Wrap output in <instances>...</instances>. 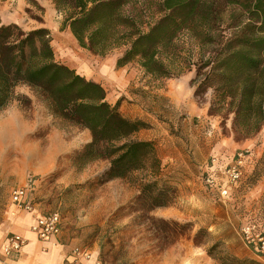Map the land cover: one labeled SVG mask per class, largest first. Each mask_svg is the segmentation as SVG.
Instances as JSON below:
<instances>
[{
  "label": "rangeland",
  "instance_id": "374dc122",
  "mask_svg": "<svg viewBox=\"0 0 264 264\" xmlns=\"http://www.w3.org/2000/svg\"><path fill=\"white\" fill-rule=\"evenodd\" d=\"M159 1L130 0L125 8L145 28L159 17ZM62 19L51 0H0V24L15 23L24 31L47 28L55 61L101 84L106 99L119 97L124 116L146 122L132 138L152 140L159 165L153 172L93 182L108 161L74 160L90 142L89 131L52 116L27 86L19 85L15 94L26 95L30 103L23 106L13 99L0 109V127L5 129L0 210L10 206L12 187L33 175L38 210L58 212L63 234L98 255L102 264H264V257L240 235L244 222L264 227V122L251 136L236 132L227 100L199 85L194 63L201 54L207 56L209 46L181 33L175 40L180 57L171 65L175 75L155 78L137 59L116 67L121 48L103 56L81 48L69 29L60 30ZM188 76L185 89L180 80ZM167 82L171 97L164 93ZM241 149L249 151L242 177L228 185L222 172ZM210 168L218 187L204 181ZM147 180L166 191L168 205L150 208L135 201ZM172 232H179L173 243Z\"/></svg>",
  "mask_w": 264,
  "mask_h": 264
},
{
  "label": "trees",
  "instance_id": "16d2710c",
  "mask_svg": "<svg viewBox=\"0 0 264 264\" xmlns=\"http://www.w3.org/2000/svg\"><path fill=\"white\" fill-rule=\"evenodd\" d=\"M51 1L63 14L60 30L69 29L81 48L101 56L121 48L116 67L137 59L142 70L155 78L175 75L171 65L180 57L175 40L181 33L201 42L200 46L208 45L207 56L201 54L194 63L199 85L213 88L227 100L236 132L248 137L260 130L264 122V0H160L155 4L159 17L145 28L125 8L130 0ZM19 85L27 86L52 116L89 131L90 142L75 153L74 160L81 164L108 161L93 182L125 179L136 171L153 172L158 167L154 142L132 138L146 122L124 116L118 102L107 101L101 84L55 61L47 28L24 31L15 23H1L0 109L13 99L23 106L30 103L26 95L15 94ZM140 186L136 202L148 203L150 208L169 204L166 191L154 187L155 181ZM178 234L172 232L171 243Z\"/></svg>",
  "mask_w": 264,
  "mask_h": 264
},
{
  "label": "built area",
  "instance_id": "2783aa9c",
  "mask_svg": "<svg viewBox=\"0 0 264 264\" xmlns=\"http://www.w3.org/2000/svg\"><path fill=\"white\" fill-rule=\"evenodd\" d=\"M249 151L238 150L230 162L225 166L222 174L224 182L228 185L236 184L242 177V170L245 166ZM214 158L212 162H214ZM37 177L29 175L21 185L14 186L10 190V203L17 211L31 213L35 209L33 193L35 191ZM205 183L209 187H218L220 181L218 176L210 168L205 174ZM31 230L41 241H49L60 235L62 220L58 212L40 213L31 224ZM240 235L243 241L252 247L258 256L264 257V227L256 225L251 221L244 222L240 227ZM25 240L19 234H8L2 244V252L6 256L17 254L23 247ZM63 264H102L98 255L87 248L72 246L69 256Z\"/></svg>",
  "mask_w": 264,
  "mask_h": 264
},
{
  "label": "crops",
  "instance_id": "0c3cea01",
  "mask_svg": "<svg viewBox=\"0 0 264 264\" xmlns=\"http://www.w3.org/2000/svg\"><path fill=\"white\" fill-rule=\"evenodd\" d=\"M189 78L190 76L180 80L181 86L185 89ZM166 87L167 89L164 93L171 97L170 83L167 82ZM121 90L125 93V88H121ZM117 100H119V97L111 101L107 99V101L112 104H115ZM172 101L174 102V100ZM192 110L193 108L191 107L190 112H192ZM11 206L14 207L10 203V206L7 205L0 210V264H63L69 256L71 247L74 245L65 234H63L62 230L57 237L49 241H41L31 230L30 226L34 218L42 212L35 206L34 211L31 213L23 211L14 213L12 212V208H10ZM11 233L21 235L25 243L17 254L6 256L2 252V244L5 237Z\"/></svg>",
  "mask_w": 264,
  "mask_h": 264
},
{
  "label": "clouds",
  "instance_id": "9594fccd",
  "mask_svg": "<svg viewBox=\"0 0 264 264\" xmlns=\"http://www.w3.org/2000/svg\"><path fill=\"white\" fill-rule=\"evenodd\" d=\"M5 136V129L3 127H0V142L3 141Z\"/></svg>",
  "mask_w": 264,
  "mask_h": 264
}]
</instances>
